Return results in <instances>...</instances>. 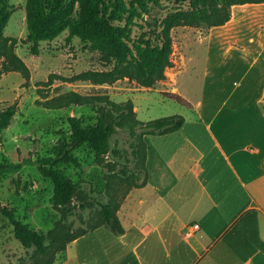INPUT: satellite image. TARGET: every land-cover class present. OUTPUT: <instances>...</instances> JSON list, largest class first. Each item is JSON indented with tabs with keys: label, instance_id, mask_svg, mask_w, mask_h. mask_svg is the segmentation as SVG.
Listing matches in <instances>:
<instances>
[{
	"label": "rangeland",
	"instance_id": "1",
	"mask_svg": "<svg viewBox=\"0 0 264 264\" xmlns=\"http://www.w3.org/2000/svg\"><path fill=\"white\" fill-rule=\"evenodd\" d=\"M161 1L164 8L156 7L151 11L156 18L186 6ZM8 4L13 14L4 36L16 39L15 52L27 65L30 77L26 79L18 72L2 74L0 61V112L11 105L17 108L10 127L2 134L0 161L28 160L30 165L0 179V264H25L23 259L30 263L29 254L14 238L13 226L3 209L12 210L19 221L36 230L52 229L62 214L51 206L53 183L41 176L37 161L55 156L56 146L70 139L69 117L82 119L84 126L95 123L96 110L92 107L71 105L50 109L46 103L73 92L91 98L108 96L116 103L131 100L140 121L180 115L186 120L184 130L195 127L196 120L203 121V114L210 119L219 111L238 112L235 105L223 102L242 96L259 100L252 105V111L264 115V4L234 6L232 16L237 10L236 20L208 31L197 27L174 28L171 31L172 65L165 72L166 79L151 88L129 78L106 83L72 82L71 78L79 74L109 71L112 65L103 63L100 54L94 52L88 42L79 38L68 42V32L52 42L42 43L39 56L31 55L29 45L24 43L27 0H8ZM146 31H149L147 22L138 20L132 26L131 37L135 39ZM245 79L250 80L251 85L245 91L239 90ZM50 80L51 83L45 85ZM165 93L179 94L191 107L169 100ZM127 137L128 133L123 131L113 138L112 149L120 154H109L102 165L95 162L94 152L84 145L72 153L80 166L65 164L59 169L81 183L91 197L107 201L111 196L114 202H119L132 183V180L119 178L122 167L119 162L129 158ZM145 142L148 148V140ZM147 165L150 168L151 160L148 159ZM98 209L93 203L85 214L95 218ZM73 213L70 219L77 231L81 224Z\"/></svg>",
	"mask_w": 264,
	"mask_h": 264
},
{
	"label": "trees",
	"instance_id": "2",
	"mask_svg": "<svg viewBox=\"0 0 264 264\" xmlns=\"http://www.w3.org/2000/svg\"><path fill=\"white\" fill-rule=\"evenodd\" d=\"M168 1L186 6L168 11L163 18H156L151 11L156 7L164 8L161 0H27V39L24 43L29 45L31 55L39 56L42 43L52 42L68 32V42L73 38L88 42L92 50L100 54L103 63L112 65L109 71H87L79 74L71 78L72 82L106 83L129 78L143 87L151 88L166 79L165 72L172 65L171 31L174 28L197 27L208 31L230 22L234 6L264 4V0ZM12 14L8 0H0L2 74L18 72L29 79L27 65L15 52L16 39L4 36ZM138 20L147 22L149 31L132 39V26ZM51 81L45 85H49ZM164 96L181 106L191 107L176 93H165ZM46 105L50 109H62L71 105L88 106L96 110V117L94 124L86 126L82 119L69 117L70 139L56 146L55 156L37 161L41 176L53 183L51 206L62 214L54 227L48 231H39L19 221L12 210L5 208L2 211L13 226L14 238L29 254V264H54L69 244L102 227L117 235L122 234L124 229L117 215L121 203L132 189L146 186L149 179L146 165L147 145L144 138L173 134L181 130L186 122L180 115L142 122L137 118L131 100L116 103L108 96L91 98L73 92ZM16 113V105L0 112V142L3 132L10 127ZM123 131L128 133L125 142L128 145L126 153L129 158L118 161L122 166L119 178L122 181L132 180L133 184H130L121 201L114 202L111 196H108L107 201L91 197L81 183L73 181L59 169L65 164L80 166L72 153L84 145L94 152L98 165L104 164L109 154L119 156L120 152L112 149V141ZM28 164L30 165L28 160L18 163L0 161V179L19 173ZM93 203L99 208L95 218L85 214L86 209ZM72 213L81 224L77 231H74L70 219ZM23 262L28 264L27 259H23Z\"/></svg>",
	"mask_w": 264,
	"mask_h": 264
},
{
	"label": "crops",
	"instance_id": "3",
	"mask_svg": "<svg viewBox=\"0 0 264 264\" xmlns=\"http://www.w3.org/2000/svg\"><path fill=\"white\" fill-rule=\"evenodd\" d=\"M231 100L238 112L146 136L149 179L121 203L124 232L96 229L54 264H264V115Z\"/></svg>",
	"mask_w": 264,
	"mask_h": 264
},
{
	"label": "bare ground",
	"instance_id": "4",
	"mask_svg": "<svg viewBox=\"0 0 264 264\" xmlns=\"http://www.w3.org/2000/svg\"><path fill=\"white\" fill-rule=\"evenodd\" d=\"M237 16H238V14H237V12H234L233 13V18H232V21H234L236 18H237ZM232 21L230 22V24L232 23Z\"/></svg>",
	"mask_w": 264,
	"mask_h": 264
},
{
	"label": "built area",
	"instance_id": "5",
	"mask_svg": "<svg viewBox=\"0 0 264 264\" xmlns=\"http://www.w3.org/2000/svg\"><path fill=\"white\" fill-rule=\"evenodd\" d=\"M195 228H198V225H196Z\"/></svg>",
	"mask_w": 264,
	"mask_h": 264
}]
</instances>
